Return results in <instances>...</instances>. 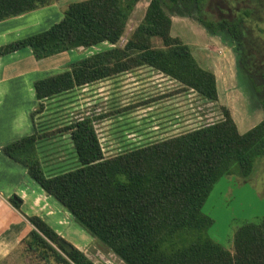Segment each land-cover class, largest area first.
<instances>
[{"label": "trees", "instance_id": "trees-1", "mask_svg": "<svg viewBox=\"0 0 264 264\" xmlns=\"http://www.w3.org/2000/svg\"><path fill=\"white\" fill-rule=\"evenodd\" d=\"M57 1L0 0V22ZM207 1L150 0L142 21L119 45L139 0H81L69 3L62 18L47 29L0 46V57L29 49L35 60H42L78 48L109 45L33 83L37 101L30 114L33 124L34 115L43 109L42 101L140 66L216 101L214 74L202 69L190 48L170 35L167 11L194 14L210 34L229 38L237 53L238 74L263 113V119L245 133L238 132L224 108L219 121L106 157L95 120L83 118L61 130L69 133L79 166L54 176L45 175L36 149L37 141L48 134L35 130L2 147V153L22 165L81 229L124 264H264V217L237 227L230 253L205 236L212 219L201 211L219 179L247 178L255 160L264 158V0H237L228 6L230 10L237 3L243 5L217 20L204 11ZM155 39L161 46L154 45ZM20 201L16 195L9 198L17 210ZM24 218L31 229L18 248L36 254L44 264H94L75 247L66 252L59 244L62 238L41 218Z\"/></svg>", "mask_w": 264, "mask_h": 264}, {"label": "crops", "instance_id": "crops-1", "mask_svg": "<svg viewBox=\"0 0 264 264\" xmlns=\"http://www.w3.org/2000/svg\"><path fill=\"white\" fill-rule=\"evenodd\" d=\"M53 5L0 22V46L41 32L58 22L62 15ZM51 10L52 16L47 14ZM89 49L78 48L42 60H35L29 49L0 57V264L14 254L22 239L30 232V224L24 215L41 218L62 239L94 264L97 263V258L88 254L95 239L77 226L71 215L29 178L22 165L2 153L4 145L38 130L30 120V114L37 104L33 83L60 73L69 63L95 53L77 54ZM92 85H98V116L78 112L77 117L68 124L83 118L95 120L93 126L106 157H110L106 155L109 153H123L190 132L201 124H209L206 123L209 114L198 112L200 101H208L193 90H184L180 83L148 66L130 69L51 99L66 97L65 103L72 106V97L78 89ZM202 117H205L203 123L200 122L203 121ZM65 136L68 137V151H72L67 158L54 160L47 156L50 151L41 146L47 143V138L36 143L46 176L79 166L69 133ZM117 136H124L126 140L120 143L115 139ZM57 168L63 170L52 173L53 170H59ZM13 195L21 200L19 210L9 203ZM97 253L98 264H124L111 252L103 255L98 250Z\"/></svg>", "mask_w": 264, "mask_h": 264}, {"label": "rangeland", "instance_id": "rangeland-1", "mask_svg": "<svg viewBox=\"0 0 264 264\" xmlns=\"http://www.w3.org/2000/svg\"><path fill=\"white\" fill-rule=\"evenodd\" d=\"M78 1L81 0H58L53 3V6H55L54 8L60 15H63V11L69 3ZM149 1L139 0L136 4L134 11L127 21L119 45L125 42L131 32L142 21ZM236 1L209 0L206 2L204 11L209 15L208 17L211 20L229 17L232 14L231 11H237L243 5L242 3H237L230 10L228 6H233ZM226 10V14L221 13V11L225 12ZM51 12L52 10L47 14L52 16ZM167 14L172 21L170 35L186 44L190 48V52L197 64L202 69L212 72L215 76L218 94L217 100L208 101V103L200 101L199 103L198 112H207L209 114V120L207 119L206 123L211 124L221 120L222 110L225 108L229 111L239 133H245L257 125L263 119L262 108L254 92L245 84V78L243 80L238 74L235 60L237 53L230 44L229 38L222 34H210L202 27L194 14L185 16L169 11H167ZM261 38L264 41V35H261ZM154 45L159 47L161 46V42L155 39ZM108 47V44L99 45L89 50L76 52H78V55H88L91 52H98ZM96 95H98V85H92L78 89V92L72 97V106H68L67 102L65 103L66 97L56 99H51V97L42 101L43 109L40 113L34 115L33 125L34 128L38 129L36 131L41 132L39 134H48L46 137L47 143L41 145L43 146L42 149L50 151V154L47 156L58 160L63 157L67 158L72 154V151H68L70 147L68 146V137L65 136L66 132L61 130L77 117L78 112L80 114L98 116V96ZM36 109L37 104L34 110ZM202 118L203 121L200 120L201 123L205 120V117ZM201 125L200 127H202ZM115 139L120 143L126 140L124 136H117ZM106 155L114 156L117 154L109 153ZM38 157L40 156L38 155ZM42 158L44 157L42 156ZM41 167L46 174L43 164H41ZM61 170L63 169L53 170L52 173ZM201 211L212 219V224L204 232L205 236L232 253L233 234L237 227L247 222H258L264 217V158L260 157L255 160L252 173L247 178L233 175L219 179L212 187ZM98 250L103 255H107L108 253L95 240L90 246L88 254L97 258L96 264H98ZM2 264L44 263L36 254L26 252L20 247Z\"/></svg>", "mask_w": 264, "mask_h": 264}, {"label": "water", "instance_id": "water-1", "mask_svg": "<svg viewBox=\"0 0 264 264\" xmlns=\"http://www.w3.org/2000/svg\"><path fill=\"white\" fill-rule=\"evenodd\" d=\"M59 244L64 248V250L66 252L72 251L73 246L70 243H68L67 241H65L64 239H60Z\"/></svg>", "mask_w": 264, "mask_h": 264}]
</instances>
